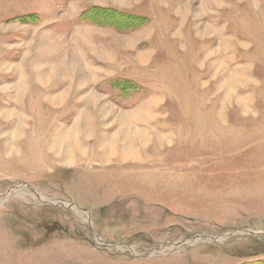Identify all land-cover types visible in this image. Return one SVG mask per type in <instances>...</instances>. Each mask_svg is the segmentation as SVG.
I'll return each mask as SVG.
<instances>
[{
	"label": "rangeland",
	"instance_id": "1",
	"mask_svg": "<svg viewBox=\"0 0 264 264\" xmlns=\"http://www.w3.org/2000/svg\"><path fill=\"white\" fill-rule=\"evenodd\" d=\"M0 264H264V0H0Z\"/></svg>",
	"mask_w": 264,
	"mask_h": 264
},
{
	"label": "bare ground",
	"instance_id": "2",
	"mask_svg": "<svg viewBox=\"0 0 264 264\" xmlns=\"http://www.w3.org/2000/svg\"><path fill=\"white\" fill-rule=\"evenodd\" d=\"M82 56V55H81ZM71 71V70H70ZM55 71L52 73L54 74ZM71 74V73H70ZM26 88V85L24 84V82L22 81V83L17 85V90L18 93H21L22 91H24V89ZM72 90V85L69 86L68 91ZM17 92V91H16ZM19 96V95H18ZM58 97V96H57ZM56 98V97H55ZM53 99V98H52ZM51 99V100H52ZM87 112H85L86 114ZM82 117L77 120L75 128L73 129L75 132H77L80 135H82V133L84 132L83 130V125H82ZM87 121L89 122V118L87 119ZM21 127H19L18 132L20 131ZM138 134V133H137ZM141 135V134H140ZM141 137V136H140ZM80 137L77 136H69L67 135L66 137V141L65 142H60L58 143L57 141L54 143L53 148H56V146L59 147V144L61 146L62 149H66V156L70 157V160H74L77 159L78 157H86L87 156V150L84 149V147L82 146L83 141L82 139L79 140ZM139 138V137H138ZM56 139H54L55 141ZM129 140V139H128ZM132 140V139H131ZM64 141V140H63ZM138 143V142H136ZM118 150V149H117ZM62 151V150H61Z\"/></svg>",
	"mask_w": 264,
	"mask_h": 264
}]
</instances>
